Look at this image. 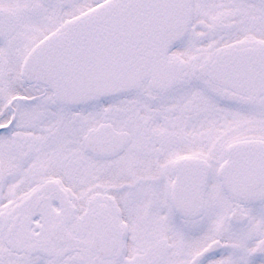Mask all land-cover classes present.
I'll list each match as a JSON object with an SVG mask.
<instances>
[{
  "label": "snow or ice",
  "instance_id": "1",
  "mask_svg": "<svg viewBox=\"0 0 264 264\" xmlns=\"http://www.w3.org/2000/svg\"><path fill=\"white\" fill-rule=\"evenodd\" d=\"M0 264H264V0H0Z\"/></svg>",
  "mask_w": 264,
  "mask_h": 264
}]
</instances>
